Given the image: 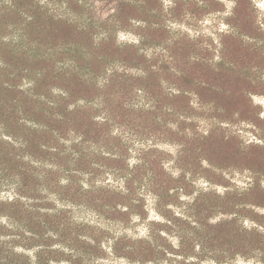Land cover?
Segmentation results:
<instances>
[{
  "label": "rangeland",
  "instance_id": "obj_1",
  "mask_svg": "<svg viewBox=\"0 0 264 264\" xmlns=\"http://www.w3.org/2000/svg\"><path fill=\"white\" fill-rule=\"evenodd\" d=\"M7 1L0 52L76 113L0 128V262L264 264V0H31L37 64Z\"/></svg>",
  "mask_w": 264,
  "mask_h": 264
},
{
  "label": "trees",
  "instance_id": "obj_2",
  "mask_svg": "<svg viewBox=\"0 0 264 264\" xmlns=\"http://www.w3.org/2000/svg\"><path fill=\"white\" fill-rule=\"evenodd\" d=\"M5 7L7 11H14L15 14L24 17L26 24L23 27L19 25H14L15 23L13 24L12 28L15 31H17L16 37L14 38V42L10 40L8 44L12 45L15 48V51H19L21 54L25 55V57L22 58V60L33 61V63L36 64L39 63L42 58V56H40V53L36 52V50H38L39 45L37 44L36 40L33 41V38L29 36L31 31L26 30V26L28 28L35 27L34 30H36L37 32V29L39 27L38 22H39L40 14L36 15L35 11L32 9L31 0H27V1L10 0L6 2ZM122 17L120 14L116 13L109 22H106V24L100 26V28L102 29V33L104 35L101 38V41L106 39V37L110 35L111 33L110 27L112 28V31L113 30L116 31L120 28V22L122 21ZM1 18L2 16L0 12V24L3 22ZM71 21L72 20L65 19L66 23H70ZM9 24L10 22L5 23L4 26L6 27ZM77 25L78 24L74 26ZM91 25L96 27L94 23ZM81 49H83V47H81ZM81 49L79 51L78 49H72V51L75 54L73 58L82 56ZM67 50H71V49L67 48ZM123 54H125V57H127V55H130L129 52L127 53L125 52ZM114 59L115 58H111L107 62L112 61ZM11 60L15 62V59L12 58L8 59V57L2 54V51L0 52V72L3 71L4 76H7L9 79L14 78L12 77V73L14 70L19 69L20 72H26L25 75L31 79V86L25 89L17 88L15 87V85L13 87V85L11 84V82L8 81V79L4 80L0 76V128L4 130L3 132L5 133L7 132L8 136L15 138L14 134L9 133L12 131L9 130L10 123L8 121L10 119H13L16 122L17 114L22 113L23 114V115L21 114V116H23L22 119L27 118L29 121L32 122V126L30 127L32 137L23 138V139H28L29 141L30 139H38V138L41 139L42 137H48L49 139H57L56 135L58 134V132L56 130H59L58 126L63 124L65 125L69 124L71 120V116L75 115L76 110L74 109L69 110L65 106L63 107V109H61L62 107L60 105L62 101L66 99L67 95L65 96L58 95L56 98V96H54L51 93L50 94L42 93L44 79L41 77H44V75H42L39 72L38 75L36 74V76L38 77L35 78L29 77V74L33 72L32 69H28V67L15 66ZM122 60L123 62L125 61L124 59ZM48 91L50 92V90ZM8 94H10V96L12 94L14 95L13 97L10 96L8 97ZM33 102H36L39 105L35 107L34 106L35 104ZM53 125L55 126V128H53ZM9 203H11V205H14L12 204L14 203L12 201ZM3 259H5L4 256ZM0 264H5V263L0 262Z\"/></svg>",
  "mask_w": 264,
  "mask_h": 264
}]
</instances>
